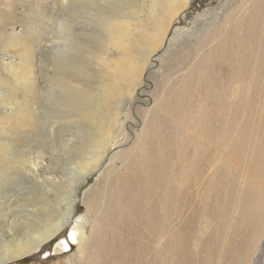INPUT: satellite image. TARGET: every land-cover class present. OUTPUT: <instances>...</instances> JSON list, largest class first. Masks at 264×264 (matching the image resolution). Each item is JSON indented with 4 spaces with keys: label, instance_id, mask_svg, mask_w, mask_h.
<instances>
[{
    "label": "bare ground",
    "instance_id": "bare-ground-1",
    "mask_svg": "<svg viewBox=\"0 0 264 264\" xmlns=\"http://www.w3.org/2000/svg\"><path fill=\"white\" fill-rule=\"evenodd\" d=\"M73 1L82 3L87 21L104 35L100 46L89 44L95 70L103 78L97 92L82 72L54 79L63 91L60 105L75 102L83 110V122H90L92 134L74 165L79 183L63 195L56 185L51 187L54 197L22 199V217L13 208L18 193L0 200L5 232L0 235V264L39 252L67 227V237L56 243L55 251L77 244L68 264H252L264 234V0L223 3L232 5L218 27L208 26L204 34L196 31L193 53L184 51L183 60L177 53L186 49L181 41L186 29L173 28V21L189 0H119L120 6L110 9L112 2L104 7L105 0ZM18 2L4 0V6ZM5 31L0 27V44L10 49L0 50V66H7L12 84L7 85L0 70V156L9 147L12 157L0 159V164L15 170L20 155L18 139L11 134L32 125L33 115L7 101L15 99L19 85L38 90L40 73L37 49L27 34ZM170 31L171 44L180 45L162 66L161 96L143 111L142 129L134 145L121 152L120 165L104 170L87 188L85 215L71 222L78 186L107 156L119 127L115 106L133 95L146 62ZM21 159L27 170L38 171L41 162Z\"/></svg>",
    "mask_w": 264,
    "mask_h": 264
},
{
    "label": "rangeland",
    "instance_id": "rangeland-1",
    "mask_svg": "<svg viewBox=\"0 0 264 264\" xmlns=\"http://www.w3.org/2000/svg\"><path fill=\"white\" fill-rule=\"evenodd\" d=\"M18 1L20 2H18L17 5L12 8H7L4 6V0H0V27L1 30H6L5 35L9 33L11 29H15V32L21 29L23 33L27 34L26 38L35 44L37 49V66H40L39 68H36L37 75L40 73L37 76L38 84L36 85L37 87L39 86V89H35L36 87L32 89L23 88V86L21 87L19 85L16 96L14 97L15 99L7 101L8 103L18 104L17 107L20 111H29V113L33 115V124H27V126L21 129L15 128L16 132L12 131L11 136H13L14 139H18L16 143V145H18L16 154L20 156L17 157L16 160H18L19 163L16 164L18 167L15 170H13V168L4 169L0 164V195H2L0 196V200H4L3 198L7 195L18 193L16 194L17 199L13 208L18 210L16 212H19V216L22 217L25 213L22 199H38L45 194L54 197L55 192L51 189V187H55L56 185L58 187V194L63 195V190L70 192V188L74 190L79 183L78 179H76L77 169L74 165L82 153V146L89 141V136L92 134L90 129L91 127L89 126L90 122L88 124L87 121L85 123L83 122V118L80 117L82 114L80 112L83 110L78 107L75 102H71L73 107L69 105H67V107L65 105L62 107L63 105H60L61 101L64 100V98L61 97L63 96L62 93L60 94V92L63 91L56 86L57 80L54 81V79L58 78L59 74L64 77H76L75 75H79L82 72V78L86 80L91 87H93V92H97L100 87L99 83L103 80V78H100L101 75L97 72V70H95L97 68H95L96 62L92 55L89 54V44L91 45L93 43V48L100 46V43L104 42L102 40L104 35L100 34V31L96 32V27L94 29L92 28L94 23L87 21L85 17L86 15L83 13L85 11H83L80 6L82 3L79 1L66 0V2H63V0H53L47 2L46 4H37L34 0ZM226 1L228 0H189L188 6L185 7L181 11L182 13L178 16V18L173 21V28L186 29V32L183 33L184 36L181 38V41H185L184 45H186V49L184 50L182 47L180 52L177 53V56L179 55L181 60L184 59V51L192 55V36L196 33V31L204 34L208 31V26H211L212 29H216L218 27L220 21L222 20L221 17L232 5V3H230L228 7L222 6V4ZM119 3V0H105L104 7L111 4L109 9L116 8L120 6ZM35 5L37 8L39 7L38 9H41V12H39ZM41 16L43 17L41 18ZM72 26L75 29H73V31ZM34 31L36 33H34ZM43 36L45 37L44 39H42ZM172 36H174V32L170 31L166 42H164V44L160 46L157 51L149 57V59L147 58L148 61L146 62L143 76L139 78V81H136L132 93L133 95L129 97L130 99H127V97V100H124V102L115 106V110L120 120L119 127L115 128L114 135H112V145L109 146L110 149L107 156L104 157L100 166L90 173L91 175L87 174L83 177V180L78 186L76 192L78 200L76 201V209L71 222L85 215L86 203L84 201V197L87 191L94 185L98 176L101 175L104 170L113 168L115 164L120 165L121 158L123 157L121 152L134 145L136 135L142 129L144 117L143 111H147L153 103L155 104L157 99L156 97L161 96L160 92L157 91V87L164 79L162 76V66H165V60L169 53L177 50L176 48L180 45L179 42L177 44H171L170 39H172ZM100 37L102 38L100 39ZM168 39L170 41H168ZM94 40L97 41L94 42ZM87 41L88 43H86ZM4 45L5 44H0V50H4V52H6L10 49V47L8 45ZM107 51L108 53L112 52L111 50ZM219 60L220 59H217L215 61ZM217 63L220 64V62ZM0 67L1 73L8 81L7 85H11L12 77L9 75V71H7V66L1 65ZM171 73L173 74L174 72ZM22 89H24V91ZM35 91H37V93H35ZM257 101L258 100L254 102L252 109ZM22 107H24V109ZM61 107L64 110L67 109V113L65 111H61ZM105 115H107V113ZM104 122H108L106 116H104ZM257 133L258 131L256 129L252 130V137H255ZM71 134H73V136L75 135L73 140ZM13 137H10V139L14 140ZM64 138L68 139V141H72L68 143L66 142V144L63 141ZM8 143H10V140ZM10 151L11 148L8 147L4 153L2 152L3 155L1 154L2 156H0V159L12 157L9 155ZM22 156H28L31 157V159H36L35 161L41 162L36 173L34 171L27 170L24 167L21 159ZM225 156L229 158V154L226 153ZM230 157H235V155L230 154ZM33 166H35V164ZM8 167H10V165ZM54 179L56 180L55 184L53 183ZM261 181L264 184V179H261ZM68 183H70V185ZM48 190L51 191L48 192ZM19 203L21 204L20 206ZM61 207H66V203L62 204L60 208ZM1 208L2 204H0V209ZM3 223L4 222L0 221V235L2 238L5 233ZM70 226L71 225L69 224V227ZM67 228L56 241L48 243L39 252L29 254L23 259L6 264H56L59 260L61 262L60 264H68L71 259L70 256L78 248V245L73 244L69 247V249L62 247L61 251H55L57 247L56 243L66 239ZM258 243L259 244L257 251L253 256L252 264H264V234ZM72 248L73 251H71Z\"/></svg>",
    "mask_w": 264,
    "mask_h": 264
}]
</instances>
